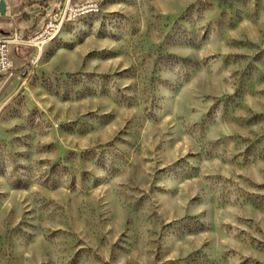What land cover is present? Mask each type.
<instances>
[{
	"label": "rangeland",
	"instance_id": "1",
	"mask_svg": "<svg viewBox=\"0 0 264 264\" xmlns=\"http://www.w3.org/2000/svg\"><path fill=\"white\" fill-rule=\"evenodd\" d=\"M88 1L0 72V264H264V0Z\"/></svg>",
	"mask_w": 264,
	"mask_h": 264
},
{
	"label": "built area",
	"instance_id": "2",
	"mask_svg": "<svg viewBox=\"0 0 264 264\" xmlns=\"http://www.w3.org/2000/svg\"><path fill=\"white\" fill-rule=\"evenodd\" d=\"M98 4L94 1H88L81 4H72L67 0L59 15L52 18H47L42 26L34 32L28 39L22 37H2L0 38V72H3L12 65V47L15 45H29L37 50H41L43 45L53 40L55 35L60 30L65 22L76 20L77 18L96 13L98 11Z\"/></svg>",
	"mask_w": 264,
	"mask_h": 264
},
{
	"label": "water",
	"instance_id": "3",
	"mask_svg": "<svg viewBox=\"0 0 264 264\" xmlns=\"http://www.w3.org/2000/svg\"><path fill=\"white\" fill-rule=\"evenodd\" d=\"M6 11L4 0H0V12L4 13Z\"/></svg>",
	"mask_w": 264,
	"mask_h": 264
},
{
	"label": "trees",
	"instance_id": "4",
	"mask_svg": "<svg viewBox=\"0 0 264 264\" xmlns=\"http://www.w3.org/2000/svg\"><path fill=\"white\" fill-rule=\"evenodd\" d=\"M200 3H201V5L204 4L203 2H200ZM239 3H241V2H239ZM191 8H192V9H196V8H194V6H190V7L187 9V10H188L187 12H189V10H190ZM186 14H187V13H186ZM184 16H185V15H184Z\"/></svg>",
	"mask_w": 264,
	"mask_h": 264
},
{
	"label": "bare ground",
	"instance_id": "5",
	"mask_svg": "<svg viewBox=\"0 0 264 264\" xmlns=\"http://www.w3.org/2000/svg\"><path fill=\"white\" fill-rule=\"evenodd\" d=\"M14 36H16V34Z\"/></svg>",
	"mask_w": 264,
	"mask_h": 264
}]
</instances>
